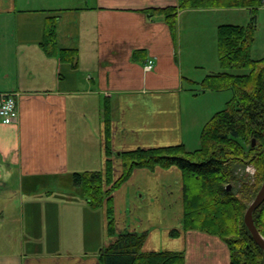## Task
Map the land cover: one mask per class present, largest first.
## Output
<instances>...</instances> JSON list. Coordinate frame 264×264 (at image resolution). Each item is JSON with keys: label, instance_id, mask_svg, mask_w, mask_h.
<instances>
[{"label": "crops", "instance_id": "crops-1", "mask_svg": "<svg viewBox=\"0 0 264 264\" xmlns=\"http://www.w3.org/2000/svg\"><path fill=\"white\" fill-rule=\"evenodd\" d=\"M178 5L0 0V93L19 94L20 111L18 124L0 122V264H102L101 249L112 239L106 214L89 207L73 175L104 168L106 116L116 152L187 146L198 116L192 107L207 92L185 88L198 81L184 75L179 44L161 18L144 12ZM226 11H249L255 25L264 5L187 9L179 12L178 25ZM52 17L58 18V47L78 52L75 68L41 47ZM136 51L145 53L140 61L133 59ZM150 60L154 68L147 71ZM205 114L196 132L213 107ZM181 198L179 169L136 170L114 194L117 233L148 232L144 252H184L186 264H230L219 237L198 231L170 236L182 227Z\"/></svg>", "mask_w": 264, "mask_h": 264}, {"label": "trees", "instance_id": "trees-1", "mask_svg": "<svg viewBox=\"0 0 264 264\" xmlns=\"http://www.w3.org/2000/svg\"><path fill=\"white\" fill-rule=\"evenodd\" d=\"M262 5L264 0H179L176 7L144 12L150 19L161 18L177 43L180 11L223 7L257 9ZM57 22V17L48 19L41 47L49 56L58 57L75 68L78 52L58 47ZM254 31L252 24L247 28L238 25L218 28L222 72L208 75L202 85L204 93L232 90L234 96L225 109L215 113L204 125L197 149H189L183 143L114 153L111 122L106 116L104 168L73 175L89 207L106 214L108 237L112 239L101 249L102 264H186L184 252H144L148 232L117 233L114 194L136 170L154 172L158 168H177L182 173V227L172 230L171 237L189 231L206 233L228 245L230 264H264V251L244 223L245 212L264 182V57L252 56ZM144 54L136 51L133 59L140 61ZM234 70L247 73L235 74ZM114 157L120 160L119 167ZM240 164H254L257 168L254 184L250 185L246 177L235 176V165ZM234 182L236 186H232ZM254 222L264 237V203L255 211Z\"/></svg>", "mask_w": 264, "mask_h": 264}, {"label": "rangeland", "instance_id": "rangeland-1", "mask_svg": "<svg viewBox=\"0 0 264 264\" xmlns=\"http://www.w3.org/2000/svg\"><path fill=\"white\" fill-rule=\"evenodd\" d=\"M201 16H195L196 19H183L178 32V58L179 61L184 62V75L192 77L198 84L191 86L186 83L185 88L188 90H195V94H203V81L205 77L213 73H221L222 68L219 61V45H218V26L221 24H233L244 27H249L252 22V16L249 11H226V13H201ZM256 22V21H255ZM254 42L252 45V56L254 59L264 57V11L258 16V23H255V31L253 34ZM232 73L242 74L247 73L244 70H234ZM207 95L197 100L195 107H192L197 112L196 124L191 125V132L186 133V143L189 149H197L200 144V132H196L199 123L204 121L205 111L211 106L213 107V114L222 111L226 108L228 101H230L234 92L232 90H224L220 92L206 91ZM188 107V105H187ZM207 108V109H206ZM201 119V120H200ZM105 137V132H104ZM105 143V141H104ZM114 153V144L112 142ZM122 152V151H121ZM120 155V154H119ZM116 164L119 167L120 160L115 158ZM235 176L238 178L246 177V181L252 185L256 182L258 174L257 168L254 164L235 165ZM251 168V169H248ZM74 180V179H73ZM74 184V183H73ZM263 184V183H262ZM236 186V183H232ZM63 191L70 189L66 184L58 186ZM240 186L236 187L237 189ZM55 188V189H59ZM253 201V200H252ZM251 201V202H252ZM250 202V204H251ZM249 204V205H250ZM249 207V206H248ZM246 213V212H245ZM169 244V243H167ZM163 249V247H162ZM161 249V250H162ZM167 249V248H164Z\"/></svg>", "mask_w": 264, "mask_h": 264}, {"label": "built area", "instance_id": "built-area-1", "mask_svg": "<svg viewBox=\"0 0 264 264\" xmlns=\"http://www.w3.org/2000/svg\"><path fill=\"white\" fill-rule=\"evenodd\" d=\"M154 61L150 60L145 65V70L151 71ZM19 94L0 93V122L5 125L18 124L20 121ZM251 169V168H248Z\"/></svg>", "mask_w": 264, "mask_h": 264}, {"label": "water", "instance_id": "water-1", "mask_svg": "<svg viewBox=\"0 0 264 264\" xmlns=\"http://www.w3.org/2000/svg\"><path fill=\"white\" fill-rule=\"evenodd\" d=\"M256 141L253 140V147L255 146ZM264 203V182L258 191L256 197L251 202L249 207L246 210L245 216H244V223L246 227L249 229V231L252 234V237L254 238L255 242L263 249L264 251V237L261 235V233L258 231L255 222H254V213L255 211Z\"/></svg>", "mask_w": 264, "mask_h": 264}]
</instances>
